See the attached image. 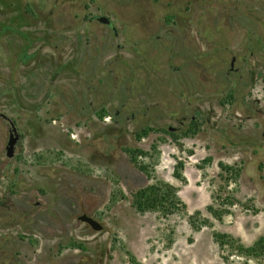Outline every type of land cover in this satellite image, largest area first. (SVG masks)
<instances>
[{"label":"rangeland","instance_id":"rangeland-1","mask_svg":"<svg viewBox=\"0 0 264 264\" xmlns=\"http://www.w3.org/2000/svg\"><path fill=\"white\" fill-rule=\"evenodd\" d=\"M0 114V264H264L213 239L264 237V0H0ZM157 181L184 213L135 211Z\"/></svg>","mask_w":264,"mask_h":264},{"label":"trees","instance_id":"trees-1","mask_svg":"<svg viewBox=\"0 0 264 264\" xmlns=\"http://www.w3.org/2000/svg\"><path fill=\"white\" fill-rule=\"evenodd\" d=\"M192 122L193 121H191V123ZM147 131L148 130L143 131V134H139L137 137L141 138L145 136L148 133ZM166 133L170 134L169 132ZM125 152L129 156L131 163L135 165H137V155H144V152L140 150L125 149ZM138 168L141 171H144L143 167L138 166ZM174 169V177L180 181H184L180 172L183 169V163L177 162ZM219 169L221 171L219 178L221 180H225L226 182H235L240 174V168L237 166H227L220 163ZM131 197L132 207L136 212L141 214L146 212H154L158 213L163 218H168L172 215L181 214L186 211V206L179 199L176 188L161 181H157L146 188L136 191ZM213 200L217 201L218 204L217 206L209 205L207 207V212L217 221H221L222 217L229 211L227 207L232 205L233 201L235 200L227 196L222 199V197L218 194L213 196ZM196 214L199 215V212ZM203 223L208 224L207 221ZM213 239L219 245V247H224L225 245L232 243H238L236 246L237 252L243 255H254L260 249L261 251H264V237L258 239L251 247H244L239 243V241L226 234L214 233Z\"/></svg>","mask_w":264,"mask_h":264},{"label":"water","instance_id":"water-1","mask_svg":"<svg viewBox=\"0 0 264 264\" xmlns=\"http://www.w3.org/2000/svg\"><path fill=\"white\" fill-rule=\"evenodd\" d=\"M90 20H97L101 25H104L106 27H109L113 33L115 35H117V29L115 28V26L113 25V23L111 22V20L105 16V15H94L92 17H90ZM169 131H175V128L173 127H169L168 129ZM18 140V135L16 132V128L14 127V125H11V134L9 136V140L7 142V146H6V156L7 158H12L14 155V148L15 145L17 143Z\"/></svg>","mask_w":264,"mask_h":264},{"label":"flooded vegetation","instance_id":"flooded-vegetation-1","mask_svg":"<svg viewBox=\"0 0 264 264\" xmlns=\"http://www.w3.org/2000/svg\"><path fill=\"white\" fill-rule=\"evenodd\" d=\"M92 17V16H91ZM86 22H89V23H92V22H97V23H99L97 20H90V17L89 18H86ZM100 24V23H99ZM109 28V27H108ZM110 29V28H109ZM111 30V29H110ZM112 31V30H111ZM113 32V31H112ZM114 34V33H113ZM114 36H117V35H115L114 34ZM0 118L6 123V125L8 126V129H9V135H8V140H9V136H10V134H11V125H14V127H15V124H14V122L10 119V118H8L7 116H5V115H3V114H0ZM16 128V127H15ZM16 132H17V130H16ZM17 135H18V140H17V143H18V141H19V134H18V132H17ZM8 142V141H7ZM17 143H16V145H17ZM16 145H15V148H16ZM6 146H7V144H6ZM15 148H14V155H15ZM14 155H13V157H14ZM5 157L7 158V156H6V147H5ZM12 157V158H13ZM7 159H11V158H7Z\"/></svg>","mask_w":264,"mask_h":264}]
</instances>
